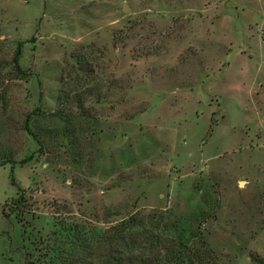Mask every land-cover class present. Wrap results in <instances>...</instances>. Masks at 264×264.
<instances>
[{
    "label": "rangeland",
    "instance_id": "rangeland-1",
    "mask_svg": "<svg viewBox=\"0 0 264 264\" xmlns=\"http://www.w3.org/2000/svg\"><path fill=\"white\" fill-rule=\"evenodd\" d=\"M0 141V264H182L205 196L211 264H264V0H0Z\"/></svg>",
    "mask_w": 264,
    "mask_h": 264
},
{
    "label": "trees",
    "instance_id": "trees-1",
    "mask_svg": "<svg viewBox=\"0 0 264 264\" xmlns=\"http://www.w3.org/2000/svg\"><path fill=\"white\" fill-rule=\"evenodd\" d=\"M20 59H21V53H20V48H18L17 53L15 54L14 59H13L14 68L17 71V73H19L21 76L28 79L32 75L29 72L21 68L20 63H19ZM77 102L79 103V106H80L79 109L83 110L84 106L82 104V101L79 99ZM38 112H40V110L36 109L33 111V113L27 116L24 122V125H23V129L36 141V143L39 145V150L42 151V148L44 146L43 141L40 138V136L32 130L30 126L31 116L34 114H37ZM68 124L64 128V132L69 135L74 136L76 133V128H73L72 126ZM65 136L66 135H64V137ZM18 155H19L18 153L12 151L11 147L7 143L0 141V167L5 166L7 164L14 165L17 163L23 166L31 162L35 158V154H30L29 156H26L23 159L18 161L17 160ZM25 198H26L25 193L21 191L20 196L15 201L16 211L14 212H16L17 214L18 221H20V218H19V215L21 214L19 213V211H21L20 208L25 207V205L27 204V201ZM202 203L203 205L198 209L197 212H192L187 216V218H185V220L189 224V228L187 229V231H184V229L178 228L179 231H183L186 234L185 239H182V237L179 236L180 238L179 245H178L179 248L171 252V256L174 259H177L179 263H182V264H186V263L211 264L213 255H212V251L210 249L208 240L202 230V226L208 221L215 219V216L210 211L211 203L207 196L202 197ZM215 207H217L216 204H215ZM22 213H25V211H23ZM135 219L136 217L129 218L128 223L129 222L134 223ZM56 258H57V255L51 258L49 261L47 259H43L42 261L41 260L34 261L31 259V255L28 254L27 264H56ZM252 259L254 262H258V263L264 262L262 259L258 258L257 256H253ZM87 264H90V263H87Z\"/></svg>",
    "mask_w": 264,
    "mask_h": 264
}]
</instances>
